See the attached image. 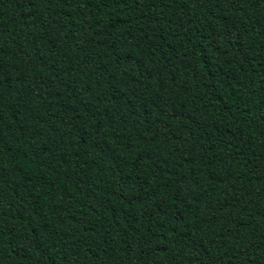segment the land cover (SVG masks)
Instances as JSON below:
<instances>
[{
	"label": "trees",
	"instance_id": "obj_1",
	"mask_svg": "<svg viewBox=\"0 0 264 264\" xmlns=\"http://www.w3.org/2000/svg\"><path fill=\"white\" fill-rule=\"evenodd\" d=\"M0 264H264V0H0Z\"/></svg>",
	"mask_w": 264,
	"mask_h": 264
}]
</instances>
